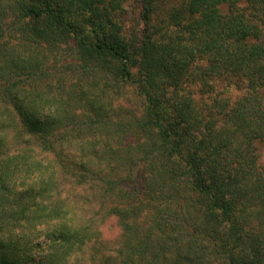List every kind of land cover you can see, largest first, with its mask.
I'll use <instances>...</instances> for the list:
<instances>
[{"label":"trees","instance_id":"trees-1","mask_svg":"<svg viewBox=\"0 0 264 264\" xmlns=\"http://www.w3.org/2000/svg\"><path fill=\"white\" fill-rule=\"evenodd\" d=\"M128 1L0 0V264H264V0Z\"/></svg>","mask_w":264,"mask_h":264},{"label":"rangeland","instance_id":"rangeland-1","mask_svg":"<svg viewBox=\"0 0 264 264\" xmlns=\"http://www.w3.org/2000/svg\"><path fill=\"white\" fill-rule=\"evenodd\" d=\"M172 2L173 0H159V11L162 10V8H167L166 5H168V2ZM142 9L141 5L135 1H128L126 3V21L124 23L125 28L129 31L132 26H135L137 23H139L138 15L140 14V10ZM162 12H159L161 14ZM238 92L231 89L230 94L231 98H235L236 94ZM126 96V95H125ZM123 102L125 103V97L123 95H117L114 96V103L117 102ZM129 106H134V103L131 100V96L129 95V100L127 103ZM260 153H261V159H264V142L260 143L259 145ZM264 161V160H263ZM81 203L80 206H87L89 204H86L83 199H79ZM92 205V203H91ZM96 205V204H95ZM96 205V209H97ZM83 210V209H82ZM80 213V212H79ZM83 213H86L87 211H83ZM93 226L97 227L101 231L100 240H95L91 242V246L96 251L94 254L86 255L83 254V256L80 258V264H108L111 261V258L115 254V250L118 246V243L120 241V227L117 224V220L114 216H109L107 218L105 217H99L95 220ZM96 248V249H95ZM94 255V258L91 259V256Z\"/></svg>","mask_w":264,"mask_h":264}]
</instances>
